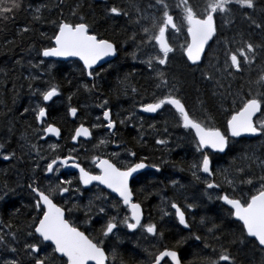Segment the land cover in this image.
I'll use <instances>...</instances> for the list:
<instances>
[{"label":"snow or ice","instance_id":"1","mask_svg":"<svg viewBox=\"0 0 264 264\" xmlns=\"http://www.w3.org/2000/svg\"><path fill=\"white\" fill-rule=\"evenodd\" d=\"M62 4L63 0H59L57 8ZM42 7L47 6L33 9L30 5L25 7L24 0H0V22L14 21L23 11L31 12L33 21L40 22L44 19ZM81 7L77 4L71 11L72 19L66 18L61 10L57 19L48 21L53 29L51 35L43 31L39 33L40 38L48 43L42 44L39 49L35 44L29 47V52L36 51L39 62L28 60V65L40 68L45 65V58H77L81 62L78 66L80 75L90 81V84H83V88L95 95L97 80L102 78L104 71L101 61L110 63L105 58L117 57L123 45L131 41L135 48L132 58L140 59L143 53L145 58L140 62L155 73L152 100L140 103L139 111L146 114L172 112L177 126L192 134L195 152L199 154V158L189 165L192 176L197 181L202 180L206 189L218 190L216 201L227 206L228 215L239 222L238 235L233 234L227 244L223 242L221 226L213 223L208 233L215 242L214 246L205 236L192 231L186 209L194 208V204L182 206L175 199L161 194V204L166 206L161 209V220L165 216L174 217L189 231V235L171 246L157 248L153 244L154 251L143 249L148 258L147 264H182L177 248L188 240L200 242L211 250L212 255L207 256L203 264H238L232 253L234 244H251L264 252V153L257 154L251 148L241 150L227 169L220 170L223 183L214 179L216 170L213 160V153L227 154L232 151L233 141L239 143L238 138L254 137L264 141V63L255 79L249 78L246 85L235 91L232 88V82L250 72L258 60L264 62V0H148L143 7L137 0H128L126 7L115 3L108 5L105 0V18H123L129 28L130 35L121 44L101 35L95 23H90L81 14ZM237 11L247 24L246 33L230 28L235 23ZM33 31L31 26L25 25L17 35L23 39L24 34ZM257 35L259 40L255 39ZM16 43L15 39L7 41V45L16 46ZM213 44L219 50L213 53L215 62L210 61L207 67H202L207 50ZM178 51L185 65L193 73L198 72L202 81L212 85V97L219 105L216 111H223V127L215 124L213 110L203 101L201 110L204 115L198 116L191 113L181 98L180 81L175 76L170 78L167 71ZM22 60H17L16 64L22 65ZM52 67L48 64L45 72L23 77L28 82L31 95L39 97L35 107L24 108L21 113L22 116L31 113L35 120L37 127L33 131L37 142L33 143L32 139L22 134V154L19 156L16 150H8L10 138L0 142V159L3 161L15 166L23 162L25 154L32 161L27 183L17 180L15 186L7 181L0 184V202L7 203L18 189L26 188L29 195V203L14 207L11 215L16 217L15 221L0 218V264H127L117 249L108 247L106 242L117 237L121 228L134 235L139 232L144 238L163 239L164 233L158 224L150 218L145 219L142 202L134 199L132 187L139 179L136 174L141 170L152 167L160 172L161 166L146 164L148 157H137L136 151L126 147L124 152L127 157L135 159L122 160L119 152H113L108 157L99 154L101 148L114 143L108 136L118 133V122L113 118L106 98L97 104L102 109L101 115L96 117L98 123L85 126L81 122L74 128L71 136L73 147L66 155L60 153L59 144L49 145L51 155L42 151L39 141L46 143L49 137H62L61 128L48 120L49 102L55 103L54 98L61 95L59 85L43 79L45 75L50 76ZM37 81L45 86L40 87ZM121 90L125 95L129 91L139 95V90L131 85L127 76L120 81L118 91ZM71 99L69 96L68 100ZM79 111L69 105L66 115L76 120ZM133 118L140 122L139 138L143 141L147 130L144 129V117H137L135 105L128 116L119 120V124L124 125ZM149 127L157 135V145L170 144V139L159 138L169 133L166 121L162 133L155 123ZM100 128L107 129L108 135L93 143L97 154L91 156L93 167H86L81 162L76 145L92 143L95 139L93 129ZM9 132H12V127ZM25 148L27 152L23 153ZM168 151L172 149L168 148ZM62 168L75 169L78 175L67 178L61 174ZM256 169H259L258 173ZM41 174L48 181L47 185H41ZM172 186L183 187L175 180ZM86 193L91 195L86 196ZM85 199L87 203L83 204ZM209 199H212L211 195ZM21 208L26 209L23 223L19 221ZM78 211L83 212V217L74 220L73 215ZM94 221L102 222L98 235L92 229ZM204 222L202 218L201 224ZM218 232L220 235H217Z\"/></svg>","mask_w":264,"mask_h":264},{"label":"trees","instance_id":"2","mask_svg":"<svg viewBox=\"0 0 264 264\" xmlns=\"http://www.w3.org/2000/svg\"><path fill=\"white\" fill-rule=\"evenodd\" d=\"M138 3H143L144 0H137ZM117 4L118 6H127L128 0H107V4ZM25 7L31 6L35 9V5L38 4V7L46 5L47 7H42V16L44 19L40 22H34L32 19V13L29 11L21 12L14 21L9 22H0V133L8 134L9 128L12 127V131L18 127H24L26 125L35 124L31 113L24 114V108H29L32 96L28 89V82L24 80L23 77L28 76V71L22 65L16 64L17 60H21L25 56V53H28V49L31 45L35 44L36 49H39L42 44L48 43L46 40H42L39 36L40 32H48L50 35L53 31L52 26L48 21L52 19H57L59 12L62 10L63 15L66 18L72 19L70 13L77 6L81 5L80 8L81 14L85 15L90 23H95L98 32L109 38L117 41L118 44L123 43L127 40L128 35H130L129 28L125 25V20L123 18L116 19H107L104 16L105 0H63V4L60 8H57L59 0H24ZM235 23L230 25L231 30H239L241 32H247V24L243 19V16L239 11L235 13L234 16ZM219 22V21H218ZM25 25L31 26L34 31L32 33L24 34L23 39H21L17 33L19 29ZM16 40V46L7 45L8 40ZM256 40H259L260 37L257 35ZM212 43V42H210ZM133 49L132 45L129 43L124 44L122 50L119 52L118 56L109 63V65L103 71V74L107 78L106 88L110 92V95H107L109 104H120L125 100V94L118 91L120 81L124 79L125 76L128 77V80L131 84H134L142 88V83L144 80L149 81L147 76V71L139 69V72H133L134 68L131 53ZM11 49V50H10ZM219 51L216 46L213 44L212 48L207 50L206 56L202 63V67H207L209 62L214 63L212 59L213 53ZM132 61V62H130ZM264 62L257 61L256 66L250 72H246L242 78H237L232 82L233 91L237 90L241 86L247 84L249 78L255 79L257 74L260 72V66ZM168 71L170 77L175 76L181 84V98L188 102L191 107L195 108L200 113H204L201 110V101L205 105L212 109L215 116V123L223 127L224 124V115L223 111H216L219 108V105L216 103L214 97L211 94L212 85L206 83L200 79L198 72L193 73V71L188 68L184 59L180 53H176L174 58L171 60L168 65ZM78 73L73 71V67L66 63H59L53 69H51V74L46 75V79L51 80L52 83H55L60 86L61 101L57 107H52L49 110L48 120L57 125H60L62 129H67L65 123H68L70 120L66 115L67 107L70 106H79L82 101L90 102L92 105L96 104V99L99 95H93L91 93L84 92L77 81ZM71 80V83L68 81ZM37 83V82H36ZM15 85V88H14ZM23 85V87H21ZM246 90V89H245ZM71 96V101L68 100V97ZM227 107V105H225ZM246 141L244 138L239 139V143H234V148L232 151L227 154H223L221 158L227 160V165L230 162V155L234 150L237 151L239 155L241 150H248L252 146L254 149H257L259 146H262V141L256 138V141ZM14 144V143H11ZM192 147L194 148L192 140L188 147H185L180 141H177L174 147V152L172 154L173 164L175 166L181 167L184 169L188 166V162L192 155ZM14 149L17 151V145H13ZM184 148H186L184 150ZM188 150L189 155L185 156L184 152ZM190 150V151H189ZM21 153V151H17ZM159 158V155H157ZM13 168L17 170L18 168L12 167L11 163L7 161L0 160V183L9 181L11 185L15 186L17 180L22 182L20 179H15V181L10 176V173H13ZM177 168L174 169L176 174H172V180L179 181V185L173 188V198L180 203L182 206L187 203H192L195 205L192 208V212L189 215V221L192 225V231L196 232L202 236H205L209 242H212L215 246V242L211 239V234L208 233V228L212 227V224L215 223L220 225L223 231L224 243H228L232 239L233 234L239 233V225L231 219L228 215L227 206L220 204L218 201L209 199L208 195L202 192L200 186L197 183H192L185 178V174L182 170ZM20 171V170H19ZM169 172V170H165ZM9 173V174H8ZM160 173V172H159ZM166 175V174H165ZM170 175V174H168ZM171 176V175H170ZM174 176H177L178 179H175ZM159 177H161L159 175ZM11 178V179H10ZM11 180V181H10ZM13 180V181H12ZM160 178L157 179V184L153 188L151 187L146 195L150 194L153 191H160L163 187H159ZM168 179L164 177V184H168ZM154 189V190H153ZM23 189H18L14 199L11 202H8L3 206L1 212L4 215V220H7L8 217H11L13 221L16 220V217L11 215L14 207H21ZM23 208H21V216L24 215ZM26 214V213H25ZM8 215V216H7ZM204 218V223L201 224V219ZM101 224L92 226L94 234L98 235ZM161 231L164 233L162 240H159L156 247H161L162 245H173L177 240L187 237L189 231L179 227L173 220L170 222H165L163 226L160 227ZM217 235H220L218 232ZM108 247H115L121 257L127 262V264H146V256L143 254V247L141 245L135 244L133 238H130L128 234H124L123 239L112 238L107 242ZM181 256V260L184 264H203V260L212 255L211 250L203 246L202 243L188 240L186 243L180 245L177 248ZM232 253L236 256L238 264H264V252H261L258 249L253 248L251 244H234L232 245Z\"/></svg>","mask_w":264,"mask_h":264},{"label":"flooded vegetation","instance_id":"3","mask_svg":"<svg viewBox=\"0 0 264 264\" xmlns=\"http://www.w3.org/2000/svg\"><path fill=\"white\" fill-rule=\"evenodd\" d=\"M131 50L134 51V49H132V48H131ZM113 59L114 58L108 59L107 61L111 62V61H113ZM140 59H136L135 61H133L134 63L132 61H130L133 63L132 66L134 67V68H132V70H133V72L134 71L139 72L138 71L139 69H143V70L147 71V76H148L149 81L144 80V82L141 84L142 88L138 87L134 84H131L132 86L136 87L139 90V95H137L135 93H131L129 91L128 94L125 95V97H124L125 100H123L120 104H109V107H111V109H112L113 118L116 119L118 122L117 123L118 133L116 136H108V139L110 141H114V143H109V145L107 147L101 148L99 150V154L102 156L108 157L113 152H119L120 153V159H122V160L123 159H135V158L127 157V154L124 152V148L126 147V148H129L131 150L136 151L137 157H145V156L148 157V159L145 160L146 164H149V165L158 164V165H160L161 166L160 173L156 172V170L154 168L148 167V168L141 170L140 173L136 174L139 177V179L137 182H134L132 184V187L134 189V199L142 202V207L144 209V214H145L146 220H148L150 218L152 221L156 222L159 227L163 226L165 222L167 223V222H170L171 220H173V222H175L179 227L184 229L182 225H179L178 220H176L174 217L165 216L163 218V220H161V216L163 214L161 209H162V207H166V206L161 204V194L168 197L169 199H174L173 198V190H172L173 189L172 174L177 173V172H174V169H177V168L181 169V167L175 166V164H173L172 154L174 152V149L176 148L172 144L174 137H176V135L174 136V131H176L178 136L181 137L180 142L185 144L186 148L190 144V140H192V134L188 133L183 128L177 126V119L172 114V112L165 111V112H162L160 114H146V113H141L139 111V104L140 103L151 102V100H152V92L154 90V88H153L154 79L153 78L155 76V73L150 71L145 64L141 63ZM47 60H52V61L57 62V65L59 63L63 62V63H66V64L72 66L73 71L78 73V75H76V77H77L76 79L79 83L80 88L84 92L89 93L88 91H86L83 88V84H85V83L90 84V81L88 80V78L82 77L80 75L78 66L81 62H79L78 60H73V61L72 60L59 61V60H53V59H47ZM101 64L103 65L104 70L109 65V63H105V62H103ZM97 70L98 71L100 70L99 65L97 66ZM27 71H28V74H30V73L33 74L29 68ZM167 71H168V68H167ZM168 73H169V71H168ZM169 77H170V75H169ZM105 80L107 81V78L105 77V75L102 72V78L97 80L98 91L96 92L95 96L99 95V97L96 99V104L92 105L87 100L84 102L82 101V103L79 106H73V107H77L80 110L78 113L79 118L76 120H73L72 117L68 116V119L70 121L68 123H65V126L67 127V129H65V130L62 129V127L60 125L56 124L62 130V137L59 139L56 137H49L46 143L44 141H39L40 145L42 146V151H44L46 154L51 155L52 153L49 150V145L50 144H59L60 145V149H59L60 153L63 155H66L68 153V149L73 147V141L71 140V136L73 134L74 128L81 122H84L85 126H90L93 123H98V121L96 120V117L98 115H101L102 109L97 107V104L100 102L101 99L107 98V95H110L112 93L109 90H107V88H106L107 84H106ZM38 83H41V82L37 81V84ZM41 84L43 85V83H41ZM119 86H120V84H119ZM107 87H109V86H107ZM120 92L123 93L122 90ZM33 97L35 98L37 96H32V98ZM59 99L61 101L60 97H56V98H54L55 103L49 102V110L52 107L58 106ZM32 104H33V101L30 102L29 106L34 107ZM134 105H135V111L137 113V117H139V116L144 117V129H146L147 132L144 136L143 141H141L139 138L140 137V122L138 119L133 118L132 121L127 122L124 125L119 124V120L124 119L126 116H128L134 110ZM186 105L192 114L198 115V116L204 115V113H200L195 108L191 107V105L188 102H186ZM165 121L167 122V126L169 128V133L168 134H162V135H160L159 138L170 139V144L168 146L157 145L155 143V139L157 138V135L152 132V129L149 127V125L152 123H155L157 126V129H160L161 133H162V129L165 125ZM215 124L217 126H220L217 123H215ZM31 126L32 127H29V125H26L24 127H18L17 129H14V131H12L11 133L9 132L6 135L3 133H0V142H3L5 139L10 138L11 143H14V144H11V143L8 144L7 145L8 150L9 151L13 150L14 149L13 145L16 144L17 145V151H19V150L21 151V153H18V156L21 155L22 150L20 148V144L23 143V141H21V135L22 134L27 135L30 139H32L33 143L37 142L38 138L36 137V134L33 131V129L37 127L36 122H35V124L33 123ZM220 127H222V126H220ZM93 131H94L95 139L92 143L84 142L82 144L76 145L78 148V151H79L81 162L84 164V166L90 167V168L93 167V165L91 164V156L97 154V150L93 147V143L98 142V140L100 138H103V137L108 135V130L105 128L93 129ZM238 139H240V138H238ZM244 139L246 141H254V142L256 141V138H254V137H245ZM81 140L83 141V138H81ZM262 143L264 145V141H262ZM117 144H120L119 148L117 147ZM168 148H171L172 151L169 152ZM186 148H184V150ZM191 148H192V155L193 156L190 158V161L188 162V166H186L182 170V172L185 174V178H187V180L189 182L197 183L198 186H200V188L202 189V192H204V194L211 195L212 199L216 200L215 196H216L218 190L206 189V185L203 183V181L202 180L197 181L192 176V172L189 170V165L194 160L199 158V154L195 152V148H193L192 145H191ZM254 148H255L254 146L251 147V149L255 150L257 152V154L264 153V147L259 146L257 149H254ZM207 151L212 152L211 149H208ZM26 152H27V149L25 148L23 150V153H26ZM34 155L35 154H33V158H34ZM157 155H159V158H157ZM184 155L185 156L189 155L188 150H186L184 152ZM222 155L223 154L213 153L214 168L216 170V176L214 179L218 183H223V177L220 174V170L221 169H227L229 167V165L233 162L234 157L238 156L237 151L234 150L233 153L229 156L231 160L229 162V165H227L228 162H227V160L221 158ZM0 160H2V159H0ZM163 161H167V163H164ZM11 165L13 167V164H11ZM14 167L15 168L17 167L18 169L15 170L13 168V173H10V176L12 177V179L14 178L13 179L14 181H15V179H20L22 181L21 183H27L28 176L31 175V167H32L31 159L25 154L23 162L16 163ZM165 170H169V172H167ZM256 171L258 173L259 169H256ZM60 172H61V174H63L67 178H71L73 175H78V172L75 169H64V168H62L60 170ZM168 174H170L171 176ZM159 175L161 177H159ZM201 175L205 176L206 174H201ZM165 176L169 181L168 184H164V177ZM158 178L161 179V181L158 180L159 181V187L160 188L163 187V189L160 191L155 190L153 192H150V194L146 195L145 193H147L151 187L154 188L156 186ZM174 178L178 179L177 176H174ZM53 179H55V178H53ZM208 179H212V178H208ZM7 182L10 183L9 181H7ZM40 183L42 186L47 185V183H48V181L45 178H43L42 174H41ZM0 184H2V183H0ZM224 186L227 187V185H224ZM101 187H103V186H101ZM90 195H91V193H86V196H90ZM13 199H14V195L10 196L8 198L7 203L11 202V200H13ZM20 199H22L21 205L29 203V195H28V190L26 188L23 189L22 198L20 197ZM82 203L86 204L87 199H85ZM219 203L222 204V202H219ZM5 204H6L5 202H0V218H2L3 220H4V218H3L4 215L2 214L1 210H2L3 206H5ZM184 205H186V204H184ZM170 211H174V210H170ZM192 211H193L192 209H186V217L188 220H189V215ZM23 212H24V215H22L23 217L20 218V220L22 219V222L25 219L26 209H24ZM80 217H83V212L78 211V212L74 213V215H73L74 220H76L77 218H80ZM9 219H12V218L8 217V219L4 220V221H8ZM231 219L233 221H235L234 218L231 217ZM235 222L239 225V222H237V221H235ZM97 224H102V222H95L94 221L92 226L97 225ZM186 231H188V230H186ZM124 234H128L130 236V238H133L134 243L141 245L143 247V249L147 248L149 250L154 251L155 249H153V247H152L153 244H155L157 246L158 242H159V240H155V239L150 238V237L144 238L142 235H140L139 232L134 235L131 232H128V230L126 228H121L118 236L114 237V239L115 238L123 239ZM143 254L146 256L145 253H143ZM147 259L148 258L146 256V264H147ZM162 264H163V262H162ZM182 264H184V263L182 262Z\"/></svg>","mask_w":264,"mask_h":264},{"label":"rangeland","instance_id":"4","mask_svg":"<svg viewBox=\"0 0 264 264\" xmlns=\"http://www.w3.org/2000/svg\"><path fill=\"white\" fill-rule=\"evenodd\" d=\"M37 1H39V0H37ZM147 3H148V0H144V2H143V3H140V4H141V6L143 7V6H146ZM36 7H38V4L35 5V8H36ZM182 39H183V38L181 37V38H180V42H182ZM129 43L132 45V47H133V49H134V51H135L134 45L131 43V41H129ZM173 43H176V41L173 40ZM178 53H179V51H178ZM141 55H142V56H141ZM22 58H23V60H22V67L26 68V70H28V68H29V69L31 70V72L33 73V75H38V74H40V73H42V72H45V71H46V67H47L48 64H52L53 67L57 65V62L52 61V60L49 61V60L45 59V60H47V61H46V63H45L44 66H41L40 68H31L30 65H28V60H32L33 63H38V62H39V58L36 56V51H35V50H33V51H31V52H28V53H25V56L22 57ZM140 58H141V59L145 58L144 55H143V53L140 54ZM72 61H73V60H72ZM53 67H52V68H53ZM43 79L48 80V79H46V76H44ZM38 85H39L40 87H44V86H45V85L43 86L41 83H38ZM31 101H33V104H32V105L35 107V105H36L37 102L39 101L38 96L35 97V98L33 97V98L31 99ZM175 135H176V137H174V139H173V141H172L173 146H175V144L177 143V141H180V139H181V137L178 136V134H177L176 131H174V136H175ZM208 197H209V196H208Z\"/></svg>","mask_w":264,"mask_h":264},{"label":"water","instance_id":"5","mask_svg":"<svg viewBox=\"0 0 264 264\" xmlns=\"http://www.w3.org/2000/svg\"><path fill=\"white\" fill-rule=\"evenodd\" d=\"M45 59H53V60H59V61H68V60H78L77 58H45ZM112 59V58H105V60ZM104 61H101L103 63Z\"/></svg>","mask_w":264,"mask_h":264},{"label":"bare ground","instance_id":"6","mask_svg":"<svg viewBox=\"0 0 264 264\" xmlns=\"http://www.w3.org/2000/svg\"><path fill=\"white\" fill-rule=\"evenodd\" d=\"M142 56V55H141ZM47 61V60H46ZM50 61V60H49ZM209 196V195H208Z\"/></svg>","mask_w":264,"mask_h":264}]
</instances>
